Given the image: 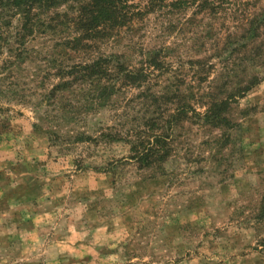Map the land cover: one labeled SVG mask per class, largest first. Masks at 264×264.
I'll return each mask as SVG.
<instances>
[{
	"label": "rangeland",
	"instance_id": "rangeland-1",
	"mask_svg": "<svg viewBox=\"0 0 264 264\" xmlns=\"http://www.w3.org/2000/svg\"><path fill=\"white\" fill-rule=\"evenodd\" d=\"M176 3L79 50L58 20L0 65V264H264V34L247 32L264 0ZM154 47L168 62L148 83L43 96L60 65ZM210 99L224 124L195 114ZM154 136L169 155L139 168L130 141Z\"/></svg>",
	"mask_w": 264,
	"mask_h": 264
},
{
	"label": "trees",
	"instance_id": "trees-1",
	"mask_svg": "<svg viewBox=\"0 0 264 264\" xmlns=\"http://www.w3.org/2000/svg\"><path fill=\"white\" fill-rule=\"evenodd\" d=\"M178 1L180 3L184 0H0V54L3 47L7 52L0 65L25 62L28 56V39L33 38L37 32L55 29L59 26L55 23L58 20H62L60 22L64 25L68 22V27L71 28V37L63 42L65 47L79 50L99 40L116 41L121 32L143 21L151 11L164 8L170 3L177 4ZM61 8L63 10L59 12ZM258 15L254 26L247 29L251 41L264 34L260 30L261 26L264 27V8ZM165 49L166 47L146 49L137 61L123 51H113L88 60L60 65L56 72L60 81L43 96L54 95L60 89L80 83L81 86L89 85L84 93L86 105L91 104L90 100L95 104L101 103L106 100L105 95L117 91L118 85L138 87L148 83L153 69L163 70L164 63L168 62L164 61L168 55ZM101 83L105 84L102 86ZM2 84L4 83L0 82V86ZM5 84L9 92H13L10 83ZM250 87L249 84L241 90ZM174 93L179 95L180 88L177 87ZM206 104L203 112L195 113L204 124L216 127L227 121L221 114L226 101L210 99ZM82 107L85 108L84 105ZM186 111L188 112L187 108L181 107L177 113H171L170 121L179 120L182 115H186ZM164 142L161 136H154V141L144 142L139 138L136 143L130 141V158L138 163L139 168H148L169 155Z\"/></svg>",
	"mask_w": 264,
	"mask_h": 264
}]
</instances>
